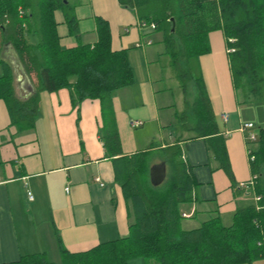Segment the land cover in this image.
I'll return each mask as SVG.
<instances>
[{
  "label": "crops",
  "instance_id": "obj_1",
  "mask_svg": "<svg viewBox=\"0 0 264 264\" xmlns=\"http://www.w3.org/2000/svg\"><path fill=\"white\" fill-rule=\"evenodd\" d=\"M98 18L109 24L112 49H126L133 74L132 83L112 95L122 154L148 151L154 142L151 166L164 161L156 153L180 138L182 159L194 181L192 200L181 205L187 216H182H199L200 223L219 216L221 222L231 223L236 209L257 202L255 178L253 188H238L254 177L248 156L252 145L246 141L248 130L242 131L241 126L251 122L250 130L256 133L264 127V116H256L258 108L264 115V98L246 100L236 89L223 31L209 32L210 51L199 56L198 64L218 134L224 137L232 178L220 167L206 138L194 137L193 130L182 127L175 97L185 108L186 95L170 67L162 34L140 20L133 7L119 0H67L63 8L54 10L60 45H94ZM37 38L29 34L31 43ZM2 62L11 67L15 95L25 100L35 90V75L25 71L0 30V75ZM188 92L192 102L196 90L189 87ZM134 121L141 124L132 125ZM104 130L100 101L87 98L73 103L67 87L39 93L31 129L21 130L11 123L0 99V263L42 252L60 264L62 249L81 252L128 234L129 206L115 180ZM137 258L141 257L131 258L128 264H145Z\"/></svg>",
  "mask_w": 264,
  "mask_h": 264
},
{
  "label": "trees",
  "instance_id": "obj_2",
  "mask_svg": "<svg viewBox=\"0 0 264 264\" xmlns=\"http://www.w3.org/2000/svg\"><path fill=\"white\" fill-rule=\"evenodd\" d=\"M67 0H0V30L11 42L25 71L34 73L35 90L25 100L14 92L10 65L2 62L0 99L6 103L11 123L21 130L34 126L39 93L67 87L73 103L98 99L105 122L102 134L112 158L116 182L128 202V234L98 243L81 252L61 251L60 264H128L141 257L145 264H252L264 259V127H258L251 144V170L255 175L256 203L236 209L232 221L222 224L219 216L197 227L182 226L181 205L192 200L194 186L182 159L180 138L162 149L167 165L165 180L154 186L149 180L150 150L123 155L114 126L112 95L131 84L132 69L126 49L111 46L109 24L97 19L94 45L72 48L59 43L54 10ZM133 7L145 23L161 32L170 67L184 90L185 109L179 116L185 130L204 137L220 167L232 178L224 137L218 134L210 101L199 69V56L210 51L208 34L222 30L227 45L234 85L247 100L264 98V0H119ZM174 24V25H173ZM29 34L38 36L29 41ZM232 39V40H230ZM189 87L196 90L192 102ZM114 127H113V126ZM0 264H56L37 252Z\"/></svg>",
  "mask_w": 264,
  "mask_h": 264
},
{
  "label": "built area",
  "instance_id": "obj_3",
  "mask_svg": "<svg viewBox=\"0 0 264 264\" xmlns=\"http://www.w3.org/2000/svg\"><path fill=\"white\" fill-rule=\"evenodd\" d=\"M142 25L144 26V25H146V24L143 23ZM149 26H150L151 28H155L154 23H150ZM230 40H232V39H230ZM233 50H234L233 48H230V47H229L228 52H231V51H233ZM224 117H225V115H224ZM140 124H141V121H134V122H132V125H140ZM253 127H254V125H253V123H251V122L244 123V124L241 126V130H242V131L248 130V132H247V134H246V141H247V143H248V142H253V141L256 140L257 133H256L254 130H250V129H252ZM248 156H249V161L252 162L253 159H254V156L251 154V149H249V148H248ZM254 178H255V175H254V177H252V178L250 179L249 182H245V183L242 182V183H240V184L238 185V188H240V189H242V188H248L249 186L253 188ZM66 189H67V188H66ZM27 194H28V198L31 199V198H32L31 193L28 192ZM259 198H260V197H259L258 195H256L255 199H256V200H259ZM182 215H183V216H187L185 213H182Z\"/></svg>",
  "mask_w": 264,
  "mask_h": 264
},
{
  "label": "rangeland",
  "instance_id": "obj_4",
  "mask_svg": "<svg viewBox=\"0 0 264 264\" xmlns=\"http://www.w3.org/2000/svg\"><path fill=\"white\" fill-rule=\"evenodd\" d=\"M157 45H159V47H161V48H163V45L161 44V43H157ZM164 57H165V55H164ZM164 57H163V59H164ZM190 97H191V95H189ZM175 101H176V105H177V109H178V111H179V116L182 114V112L184 111L183 109H185L182 105V103L180 104V98L178 99V96L177 97H175ZM262 103H264V101H262ZM180 105H181V107H180ZM179 106V107H178ZM255 107H257V106H255ZM259 110H258V113H256L257 115L256 116H258V118H262L264 115H263V110H261L260 108H258ZM262 109H264V107H262ZM262 114V115H261ZM179 118V117H178ZM179 120H180V118H179ZM258 126V125H257ZM162 154V152H158V153H156V155H161ZM156 160V159H155ZM152 161H153V159H152ZM184 207H187L186 208V210H189V205L188 204H186V205H184ZM200 220H203V219H200L199 218V216H197V217H189V218H183L182 219V226L184 227V228H186L187 226L190 228V227H196V226H198L199 225V223H200ZM229 221H222V224H225V225H227V224H229L228 223ZM137 259H139V260H141V261H143L141 258H137ZM252 264H264V259H258V260H255Z\"/></svg>",
  "mask_w": 264,
  "mask_h": 264
},
{
  "label": "water",
  "instance_id": "obj_5",
  "mask_svg": "<svg viewBox=\"0 0 264 264\" xmlns=\"http://www.w3.org/2000/svg\"><path fill=\"white\" fill-rule=\"evenodd\" d=\"M174 25V24H173ZM29 92H32V87H28ZM166 178V163L164 161H160L158 163H154L149 168V180L152 185L158 186L160 185Z\"/></svg>",
  "mask_w": 264,
  "mask_h": 264
}]
</instances>
